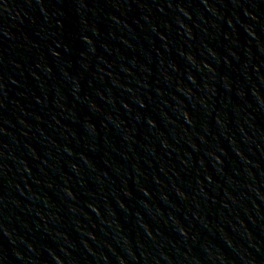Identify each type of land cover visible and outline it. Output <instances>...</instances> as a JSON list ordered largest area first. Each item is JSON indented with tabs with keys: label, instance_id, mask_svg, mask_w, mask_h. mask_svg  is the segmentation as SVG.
I'll return each mask as SVG.
<instances>
[{
	"label": "water",
	"instance_id": "water-1",
	"mask_svg": "<svg viewBox=\"0 0 264 264\" xmlns=\"http://www.w3.org/2000/svg\"><path fill=\"white\" fill-rule=\"evenodd\" d=\"M0 264H264V0H0Z\"/></svg>",
	"mask_w": 264,
	"mask_h": 264
}]
</instances>
